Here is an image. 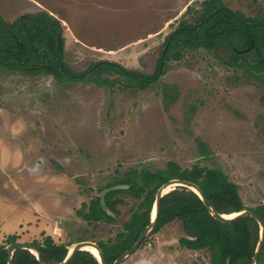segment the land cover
<instances>
[{"label": "rangeland", "instance_id": "1", "mask_svg": "<svg viewBox=\"0 0 264 264\" xmlns=\"http://www.w3.org/2000/svg\"><path fill=\"white\" fill-rule=\"evenodd\" d=\"M201 0H0L11 21L45 10L61 25L63 62L74 72L98 60L150 74L164 38ZM246 16L264 0H222ZM216 52L186 50L167 60L145 89L113 86L0 67V243H57L114 237L135 199L125 193L112 222L88 223L75 214L131 167L154 170L173 160L219 168L246 207L264 203V83L245 77ZM211 150L200 153V144ZM179 222L163 226L119 264H210L207 250L178 245Z\"/></svg>", "mask_w": 264, "mask_h": 264}, {"label": "trees", "instance_id": "2", "mask_svg": "<svg viewBox=\"0 0 264 264\" xmlns=\"http://www.w3.org/2000/svg\"><path fill=\"white\" fill-rule=\"evenodd\" d=\"M187 13L195 16L181 20L166 35L150 74L125 69L109 60L91 62L82 71H72L62 60L64 38L60 22L45 10L24 13L8 22L0 17V67L50 75L57 82L81 80L110 87L116 80L106 75L116 74L125 79L123 87L145 89L164 73L168 59H178L186 50L202 48L216 52L224 47L223 64L264 83V11L257 16H246L240 10H231L222 0H201L199 8L188 5L181 15ZM248 46L249 49L240 51ZM199 144L201 155L208 157L211 150ZM170 178L197 184L219 213L227 214L246 207L237 185L217 167L194 163L183 168L173 160L154 170L146 166L131 167L99 188V191L105 190L102 199L100 195H94L75 209V214L88 223L112 222L118 213L116 205L122 202L119 195L125 193L135 199L129 218L115 236L96 241L106 263H111L127 249L149 223L155 191ZM114 185L125 187L110 189ZM246 208L259 214L264 221V203ZM172 222H179L183 231V236L177 239L178 245L190 250H207L210 264H250L258 240V224L253 217L246 215L231 222H221L207 211L205 203L194 192L175 186L160 197L157 220L138 248ZM16 239L15 233H9L0 243V264H6L5 245ZM84 239L57 243L45 234L40 241L32 240L31 243L45 263L54 264L62 260L67 245ZM11 261L12 264H38L34 255L23 248L14 250ZM255 262L264 264V241ZM67 264L97 262L89 251L78 250Z\"/></svg>", "mask_w": 264, "mask_h": 264}, {"label": "water", "instance_id": "3", "mask_svg": "<svg viewBox=\"0 0 264 264\" xmlns=\"http://www.w3.org/2000/svg\"><path fill=\"white\" fill-rule=\"evenodd\" d=\"M249 48H250V46H248L247 48L240 50V51H244V50H247ZM175 186H183V187L188 188L192 192H194L205 203L207 211L215 219H217L221 222H231L235 219H238V218H240L242 216H246V215L253 217L258 224V240H257V243L255 245L253 255L250 259V264H256V262H255L256 257L258 255V253H259V251L263 245V241H264V221L261 218V216L259 214L255 213L254 211L250 210L249 208H246V207H243L237 211H233V212H230L227 214L219 213L216 211L214 206L209 201H207V199L205 198L204 194L202 193L200 188L197 186V184H195L192 181H189L186 179H180V178H170V179L166 180L165 182H163L162 184L159 185V187L156 189L155 194H154V199H153L152 207L150 210L149 223L146 224L144 226V228L139 232V234L137 235V237L135 238L133 243L127 249L122 251L111 263L105 262L104 257L102 255V252L100 250V247L96 242L91 241V240H79V241H75V242H72L69 245H67L66 246V253H65L64 257L62 258V260L57 262V263H54V264H67L76 251L86 250L84 248L85 245L93 246L96 249L97 256H94V255L93 256H94L97 264H119L125 257H127L131 252H133L135 249L138 248L142 239L148 234V232L154 226V224L157 220V217H158V213H159L160 197L163 194H165L166 192H168L169 190L173 189ZM119 187H125V185H114V186L110 187V189L119 188ZM104 192H105V190H102V192L100 194L101 199H102V195ZM101 202H102V200H101ZM17 248L27 249L30 253H32L34 255L38 264H47L42 259L40 252L35 245H33L31 242H20L17 240L11 241L5 245L6 264H12V261H11L12 254H13L14 250Z\"/></svg>", "mask_w": 264, "mask_h": 264}, {"label": "bare ground", "instance_id": "4", "mask_svg": "<svg viewBox=\"0 0 264 264\" xmlns=\"http://www.w3.org/2000/svg\"><path fill=\"white\" fill-rule=\"evenodd\" d=\"M84 248L89 251L92 255L97 256V251L93 246L85 245Z\"/></svg>", "mask_w": 264, "mask_h": 264}]
</instances>
